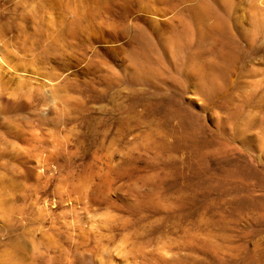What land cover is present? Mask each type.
<instances>
[{"label":"rangeland","instance_id":"1","mask_svg":"<svg viewBox=\"0 0 264 264\" xmlns=\"http://www.w3.org/2000/svg\"><path fill=\"white\" fill-rule=\"evenodd\" d=\"M0 264H264V0H0Z\"/></svg>","mask_w":264,"mask_h":264},{"label":"bare ground","instance_id":"2","mask_svg":"<svg viewBox=\"0 0 264 264\" xmlns=\"http://www.w3.org/2000/svg\"><path fill=\"white\" fill-rule=\"evenodd\" d=\"M223 69V68H222Z\"/></svg>","mask_w":264,"mask_h":264}]
</instances>
